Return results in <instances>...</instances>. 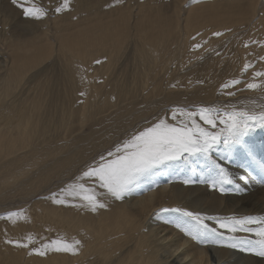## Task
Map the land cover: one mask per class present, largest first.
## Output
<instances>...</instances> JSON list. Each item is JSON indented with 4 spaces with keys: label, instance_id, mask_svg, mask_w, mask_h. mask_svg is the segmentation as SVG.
Listing matches in <instances>:
<instances>
[{
    "label": "bare ground",
    "instance_id": "obj_1",
    "mask_svg": "<svg viewBox=\"0 0 264 264\" xmlns=\"http://www.w3.org/2000/svg\"><path fill=\"white\" fill-rule=\"evenodd\" d=\"M10 1L0 0L2 17L3 13L12 14V9L19 13ZM147 1L68 0V7L59 12L65 17L62 19L65 21L62 27L58 26L54 18L58 14L55 9L62 7L64 0L19 1L22 5L18 7L19 10L40 7L46 12L41 18V27L30 38L24 35L23 30H15V25L10 26L7 19L0 20L4 33L8 31L10 34L5 39L6 44L10 45L5 44L0 49V144L7 147L5 155L11 158L5 165V170L9 172L3 178L7 177L9 181L35 167L37 184L21 188L18 196L20 199L31 200L36 193L42 194L36 200L0 215V264H264V259L251 252L243 251L242 254L236 252L235 248L193 240L175 223L169 222L175 219V213L161 212L165 208L184 209L205 217L204 223L209 228L216 229L227 238L263 239L257 235L259 231L256 228H252L251 232H228L218 228L215 220L207 219L214 217L224 221L236 215H240L237 219H241L249 216L248 211L256 214L264 212L262 204L255 202L261 188L260 174L255 175L247 167L240 150L229 154L231 158H225V161L220 159V163L230 171L229 176L234 182L226 187L229 191L221 192L223 195L210 188V184L200 182L202 176L207 179L206 162L198 159L197 164H200L194 166V158L187 165L176 162L162 168L158 174L138 185L121 200L108 195L99 196L98 199L106 207L98 208L95 212L83 206L85 202L78 197L73 198L61 192V189L74 182L94 187L93 181H78L77 178L89 166L99 162L101 156L107 157V153L114 151L117 145L145 129L140 119L150 113L149 107L141 109L138 114L136 107H117L128 100L133 101L140 89L148 85L153 89L159 87L157 96L164 91L180 88L195 90L198 85L192 81V75L197 68L206 73L201 77L202 80L210 78L214 81L211 65L217 64L218 60L220 67L224 60L219 56L216 60L206 59L208 61H204L201 67L194 60L190 61L191 65H187L184 54L189 45L193 44L191 38L197 37L198 42L206 39L215 41L209 46L212 53L214 48L221 52L223 47H234L241 54L238 59L241 69L245 64L249 65L248 71H244V80L250 82L252 79H263L256 73H264V63L260 62V59H264V49L259 55L252 56V49H246L239 43L226 42L238 30L257 29L262 33L259 39L263 38V12L253 14L247 23L242 20V16L231 22L230 15L242 14L243 8L224 10L218 3L220 0L207 1L208 4L199 9L197 5L183 9L188 0H180L174 5V12L164 10L160 0L154 3L156 7H151ZM49 13L55 15L53 20ZM227 16L230 18L223 20L222 17ZM239 23L243 25L237 27ZM238 35L244 34L239 32ZM9 47L13 49L9 50ZM46 59L51 60L46 68L61 63L62 75L67 81L66 89L74 95L73 103L80 98L77 104L84 107H37L41 101V96L37 94H34L32 106H29L30 103L23 97L27 94L25 85L31 90V82L36 81L37 84L44 68L34 70L26 80L24 73L39 67ZM94 59H97L99 65H93ZM112 61L118 62L117 69L110 66ZM128 62L132 65L131 74L117 85L118 75ZM232 63L235 66V62ZM103 68H106L107 73L112 70L113 79L110 84L113 85H107L111 89L106 100L90 102L88 97L99 91L93 87L96 85L91 84V79ZM224 70L218 77H233V71L230 74L227 69ZM179 76L188 82L179 85ZM218 79L214 85L222 82V79ZM132 81L136 83L133 85ZM131 87H138V90L134 89L132 93ZM91 89L93 95L90 94ZM115 98L116 101L113 100ZM106 104L109 107H104ZM160 108L163 110L146 127H151L159 119L172 116V110L177 109L167 112L168 107ZM126 119H129L128 122ZM131 120L139 123L133 132L131 129L135 126ZM127 130H130L129 135L121 137ZM250 145L253 147L255 144L251 141ZM250 145L247 143L246 149L251 153L248 148ZM24 149L37 154L34 163L28 160L30 156H25ZM257 152L260 154L258 149ZM218 154L214 157L217 158ZM188 165L194 166V173H191ZM247 172L249 175H246ZM243 175L253 182L250 183ZM189 178L195 183L183 182ZM248 182L250 184L246 188L252 187L254 192L246 196L243 193L232 194L236 184L242 186ZM54 183H59L57 188H52ZM96 191L104 190L97 187ZM53 194L56 199H64L66 203H54ZM9 212H22L23 215L8 219ZM246 227L253 226L248 224ZM28 237L32 238L31 241ZM52 240L80 243L76 246L75 254L49 249L44 255H38L32 251L41 249L42 245ZM6 241L27 243L28 247L14 246Z\"/></svg>",
    "mask_w": 264,
    "mask_h": 264
},
{
    "label": "rangeland",
    "instance_id": "obj_2",
    "mask_svg": "<svg viewBox=\"0 0 264 264\" xmlns=\"http://www.w3.org/2000/svg\"><path fill=\"white\" fill-rule=\"evenodd\" d=\"M19 1H23V0H17L16 4H14L12 0L10 1L12 7L15 8V10L19 13L17 14L13 9H12V14L11 13L4 14L2 12L3 17L0 15V20L2 21L4 19H7L8 22L10 21L9 23L10 26L15 25V30H23L24 35L27 38H30L33 32H35L37 29L41 27L40 22L42 19H34L32 17H26L23 11L24 8L23 9L20 8V10L18 8L22 6ZM156 1L157 0H148L147 2L151 4V7L152 6L156 7L154 5ZM160 1H162L161 4H164L163 5L164 10H169L170 12H174L173 10L175 7L174 5L177 3V1H180V0H160ZM207 1L212 2L215 0H195V2L194 0H188L187 5L184 6L183 9H186V7H189V6H196V5L198 6V9H199L203 6H206L208 4ZM218 3L221 6H223L224 10H227L228 8H232V7L236 9H239L240 7L243 8L242 14L235 13L234 15H230L232 17L230 20L231 22H234V20H238L240 16H242L243 18L242 20L245 23H247L249 20L252 19L253 14L260 13V12L264 13V0H220ZM226 15H229V13H226ZM49 16H50V19L53 20L55 15H52V13H49ZM230 16L222 17V18L223 20H228ZM62 19H65V17H63L61 13H58L57 16H55L54 18V20L57 21L59 27H62L65 23V21H62ZM13 21H15V24H13ZM199 21L200 20H198V22ZM242 25H243L242 23H239L237 27H240ZM2 26L3 24L0 23V49L4 48V45L6 44L5 39L10 37V34L8 33V31L4 33V31L2 30ZM262 26H264V22ZM239 32H243L244 35L243 36L238 35ZM260 36H262V33L257 31V29L244 30V31L238 30L237 32H234L233 34H231V36L227 38L226 42H229L230 44L239 43L241 46L247 45V47L245 48L249 50L252 49V53H253L252 56H257L260 54V51L264 49V37L259 39ZM196 38H191V40H193V44L191 43L189 45L188 50L184 54V62H186L187 65H191L190 61L194 60L198 63V67H201L204 61H208L206 59L216 60L219 56L220 58L222 57V60H224L223 64L219 67L218 66L219 63L217 60L216 61L217 64L216 63L212 64L211 66L213 67L210 69L213 75L214 81H216V79L218 78L222 79V82H220V84L214 85L213 83L215 82L210 78L206 80H202L201 77L205 75L206 73H202L200 68H197L194 71V74L192 75L193 76L192 81L197 83L198 85V87L195 90H185L182 88L175 89V90L167 89L169 91H164V93L157 96L158 94L157 91H159L158 90L159 87L153 89L150 85H148L144 89L142 90L140 89L139 93L135 94L133 101L130 102V100H128L126 101V103H123L122 105H119L117 107H121V106L122 107H136L137 114L139 113L141 109L149 107L150 113L145 118L140 119V120H143L142 125L145 124L144 125L145 128H147L146 127L147 123L153 122V118H156L157 115H159L160 112L163 110V108L161 110L160 107H168L166 108L167 112L171 111L173 108L189 110V111H192V110L197 111L198 107H201V108L206 107V108H210L214 110H219L221 113L232 112V110L233 111L245 110L250 113L253 112L256 114H260L261 112H264V77H263L264 75H261L263 79L260 81L257 78H255L257 80L252 79L250 82L249 80H244V78L246 79L245 72H244L245 70L244 68L241 69L238 63L239 61L238 59L240 58L241 54L234 47L230 49L229 47L228 49H226V47L224 49L223 47L221 52L219 51V49L214 48L213 49L214 53H212L210 51L211 48H209V46L212 45L215 41L206 39V40H200V42H198L196 41ZM194 42H197V43H194ZM6 45H10V44L8 43ZM196 45H198L199 47H194ZM11 46L16 47V45H11ZM13 47H9V50L13 49ZM54 49H55V45H54ZM262 57L264 58V50L262 52ZM1 58H2V54L0 52V59ZM97 59H94L93 65H99V62L97 61ZM233 61L235 62V66L232 63ZM50 62H51L50 59H46L45 62H42L39 67H36L35 69H32V70L28 69L29 71H26L24 73V77H25L24 80H26V78L34 70L44 68L43 69L44 72L39 78V80L37 81V84H36V81L31 82L30 84V86H32L31 90H30V87L25 85V91L27 94L24 93L25 95L23 97L27 99V103H30L29 106H32V103H31L32 97H34V94H37L41 96L40 97L41 101L39 102L37 107H84V106H79V103L77 104V102L80 101V98L77 99L78 101L76 100L77 101L76 103H73L74 95L73 93L70 92L69 89H66L67 81L62 75L63 68H62L61 63H58L56 65H51L48 68H46L50 64ZM260 62L264 63V59H260ZM112 64H110V66H114L115 69H117L118 62L114 61ZM130 66H132L130 62L126 63V65L123 66V71L118 75L119 79H117L116 81V83L118 82L117 85H119V83H122V81L124 80L123 78H125V76L129 77V74H131L130 68L132 69V67ZM233 66L234 68L233 70H231V67ZM224 69H227L230 74H231V71H233L234 78L230 77L229 75H222L218 77V75L222 71H225ZM105 71H106V68H103V70L100 73H98L91 79V84L95 83L96 86H93V87L98 88L99 91L97 94L93 95L94 91L93 89H91L90 94L93 96L88 97L90 102H99L102 99H105V100L107 99V93L109 89H111L107 85L108 83L109 84L111 83L113 76L111 73L112 70H110V72L108 73ZM178 78H179L178 79L179 85L181 83L188 82L187 79H185L184 77L179 76ZM189 79H191V77H189ZM221 79H218V80H221ZM233 80H238L239 83L232 85L231 81ZM204 81L205 83H203ZM135 83L136 82L132 81L133 85ZM249 83L257 84L258 87L255 88L256 90L249 89L247 87ZM110 85L112 86L113 84H110ZM225 85H229V86L225 87ZM134 89L138 90V87L132 88L130 89V91L134 93ZM193 95H196V96H193ZM126 96L128 98L127 94ZM113 100L116 101V98ZM89 107H92V106H89ZM104 107H109V105L106 104L104 105ZM179 107H182V108H179ZM194 107L196 108L193 109ZM238 109H242V110H238ZM54 110L56 111V109ZM171 117L172 116L170 117L168 116L166 118L168 123L174 122V124H177L179 123L180 119H182L179 113L177 114L178 120H175V121L171 120ZM195 119L197 123L200 124L201 127L205 129H209V131L213 130L212 128H210L209 125H205L203 121L199 119V116H197ZM126 120H127L126 122H128L129 119H126ZM131 122L135 126L131 129V131L133 132L136 126L139 125V123L135 120L134 121L131 120ZM219 127H223V126L220 125L218 121L217 128L215 129L218 131ZM215 129L214 131H216ZM129 133H130V130H127L121 135V137L126 136V134L129 135ZM251 141L254 142L255 145L253 147L256 149V151L252 147V145H250ZM247 143L248 145H250V147L248 148L252 151L251 153L246 149ZM257 149L260 151V154L259 152H257ZM236 150L241 151L242 158L244 160V163L247 165V167L255 175H257V173L260 174L259 182L261 184V188L259 189L256 195L255 202L257 204L260 203L259 205L262 204L261 206L264 208V127H257L254 130L250 131L248 135L244 137V142L242 146L233 147L231 151H227V152L224 151L223 148H221V151H220L221 153L219 151H213L211 153V158L212 160L216 161L218 164H220L221 167L225 169V167L220 163V159H222V161H225V158H231V157H228L229 154L232 155L233 152H235ZM6 152H7V147L4 148L3 145L0 144V215L4 214L5 212H8L9 210H15L19 208L20 206L27 204L31 200L34 201L38 197H41L42 195V194L36 193L35 197H32L31 200H25V199L19 198L18 192L21 188H27L26 186L30 184H33V186L37 184L35 182V176L37 175V172H36L37 170L35 169V167L29 168L25 170L23 173L18 174L15 178L7 181L8 180L7 177L3 178L4 174H7L9 172L5 170V165L6 163H8L9 159L11 158L5 155ZM24 153H25V156H30L28 157V160H30L32 163L36 161L37 154L35 152H29L27 149H24ZM215 154H218L217 158L214 157ZM235 154L234 156H236ZM196 160L198 159L194 158V161L192 162L194 166L200 164L199 162L197 164ZM188 166L190 167L192 171L191 173H194L195 172L194 166L193 165L192 166L188 165ZM225 170L226 172H228V175H229L230 171L227 169ZM253 173L251 174L253 175ZM246 175H249V173L247 172ZM246 175H243V178ZM238 178H241V176H239ZM250 178H253V177L250 176ZM247 180L250 182L248 178ZM249 182L246 185L245 184L242 186L238 185L241 189L240 193L236 192L234 188V192L232 194L241 195V193H243L242 195L246 196L251 191L254 192L255 191L254 188L252 187H249V189L246 188L248 184H250L253 181H251L250 183ZM207 184L209 183L208 182L204 183V185H207ZM58 185L59 183H54L53 184L54 187L52 186V188H57ZM208 186L210 187V185ZM227 186H230V185H225L224 187L226 188ZM213 190H216L217 193L219 192V194H221L219 190L217 189H213ZM248 215H249L248 217L255 218V221H256L250 224L251 226H253L250 229L256 228L258 231L264 229V212H259V214L258 213L256 214L255 212L248 211ZM237 216L240 217V215H236L234 216V218H237ZM221 239L223 241V244L222 245L220 244V246L227 247L225 245L228 242L229 238H227L225 234H222ZM245 240L256 242L252 238H245ZM237 250L236 252L243 254V251L241 250L237 251ZM255 256L258 257V255H255ZM260 259H264V257H260Z\"/></svg>",
    "mask_w": 264,
    "mask_h": 264
},
{
    "label": "snow or ice",
    "instance_id": "obj_3",
    "mask_svg": "<svg viewBox=\"0 0 264 264\" xmlns=\"http://www.w3.org/2000/svg\"><path fill=\"white\" fill-rule=\"evenodd\" d=\"M12 2L16 4L17 0H12ZM67 7L68 0H64L63 6L57 7L55 11L59 13L62 8L66 9ZM23 11L26 17L34 19H41L46 15V12L40 7H25ZM215 35H220V33H215ZM248 67L249 65L245 64L244 70L246 71ZM256 75H264V73H256ZM238 83V80L231 81L232 85ZM228 86L225 85V87ZM247 87L255 89L258 85L249 83ZM178 113L182 117L179 123L172 124L168 123L166 118L159 119L151 127L133 134L122 144L117 145L114 151L108 152L107 157L101 156L99 162L83 171L77 180H91L95 185L94 187H87L84 183L74 182L65 189H61V192H65L73 198L78 197L79 200L85 202L83 206L95 212L98 208L106 207L98 199L99 196L108 195L116 200H121L130 195L138 185L158 174L162 168L176 162L187 165L193 158L203 159L206 162L207 179L202 176L201 183L208 182L211 188L222 193L229 191L224 186L232 185L234 182L226 170L212 160L211 153L220 151L221 148L227 152L231 151L233 147L242 146L244 137L250 131L257 127H264V112L260 114L248 111L221 113L219 110L210 108H200L197 111L186 112L183 109H173L171 119L177 120ZM197 116L212 129L217 128V120L223 127H220L218 131H209L197 123L195 119ZM183 182L185 184L195 183L190 178L185 179ZM97 187L104 191L97 192ZM235 191H241L238 185H235ZM53 202L66 203L64 199H56L55 194H53ZM161 212L175 213V219L169 222L175 223L193 240L201 243H223L222 234L216 229L209 228L204 223L205 217L200 214L180 208H165L161 209ZM22 215V212H9L7 218H20ZM207 219L215 220L218 228L226 229L228 232H251L252 229L246 227V225L256 222L255 218L252 217L241 219L230 217L224 221L214 217H208ZM257 235L264 238V229L260 230ZM31 239V237H28L29 241ZM6 242L18 247H28L27 243L22 244L19 241ZM79 243V241L70 244L63 240H52L50 243L42 245L41 249H33L32 251H35L38 255H44V252L49 249L75 254L76 246ZM225 246L264 257V239L253 242L245 239L229 238Z\"/></svg>",
    "mask_w": 264,
    "mask_h": 264
}]
</instances>
